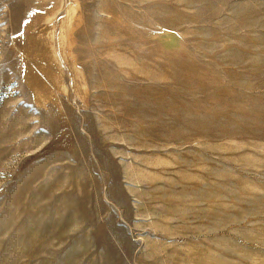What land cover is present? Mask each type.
<instances>
[{
	"label": "rangeland",
	"instance_id": "1",
	"mask_svg": "<svg viewBox=\"0 0 264 264\" xmlns=\"http://www.w3.org/2000/svg\"><path fill=\"white\" fill-rule=\"evenodd\" d=\"M0 264H264V0H0Z\"/></svg>",
	"mask_w": 264,
	"mask_h": 264
}]
</instances>
